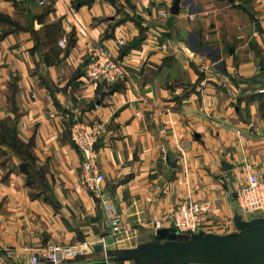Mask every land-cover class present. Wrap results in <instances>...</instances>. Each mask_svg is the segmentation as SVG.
Here are the masks:
<instances>
[{
    "label": "crops",
    "instance_id": "obj_1",
    "mask_svg": "<svg viewBox=\"0 0 264 264\" xmlns=\"http://www.w3.org/2000/svg\"><path fill=\"white\" fill-rule=\"evenodd\" d=\"M88 1L0 0V264L48 243L79 249L62 264H185L145 260L174 230L150 222L182 201L210 203L204 233L264 219L233 196L250 173L264 182V0ZM96 43L118 82L84 77ZM77 118L98 126L116 241L79 179Z\"/></svg>",
    "mask_w": 264,
    "mask_h": 264
},
{
    "label": "built area",
    "instance_id": "obj_2",
    "mask_svg": "<svg viewBox=\"0 0 264 264\" xmlns=\"http://www.w3.org/2000/svg\"><path fill=\"white\" fill-rule=\"evenodd\" d=\"M162 16L166 12H161ZM64 41V38H62ZM122 44V41H118ZM84 77L88 81L113 84L121 80L125 71L121 61L114 58L101 43H96L91 55L88 56L83 67ZM201 91L200 87H196ZM69 141L80 157L79 179L83 186L99 201L104 208L106 223L110 227L109 237L116 241L120 234L127 231L119 217L114 216L108 199L104 195L102 173L98 163V126L93 123L74 119L69 125ZM179 150L184 152V145L179 144ZM238 209L246 213L264 212V182L255 173L247 175L246 181L233 192ZM211 206L208 201H182L169 213L153 219L150 223L157 229L165 221H169L176 232L184 234L198 233L205 228L203 218ZM87 245V241L84 242ZM79 249L67 247L58 243H48L38 248L30 257V264H62L67 256H74ZM43 260V261H42Z\"/></svg>",
    "mask_w": 264,
    "mask_h": 264
},
{
    "label": "water",
    "instance_id": "obj_3",
    "mask_svg": "<svg viewBox=\"0 0 264 264\" xmlns=\"http://www.w3.org/2000/svg\"><path fill=\"white\" fill-rule=\"evenodd\" d=\"M244 226L229 234L198 232L182 239L177 238L174 231L159 228L156 230L158 238L166 240L149 243L145 260L185 264H264V219L253 220ZM111 241L109 238L108 242ZM169 246L173 247L168 250L170 255L163 250ZM122 257L124 255L118 251L113 258Z\"/></svg>",
    "mask_w": 264,
    "mask_h": 264
},
{
    "label": "rangeland",
    "instance_id": "obj_4",
    "mask_svg": "<svg viewBox=\"0 0 264 264\" xmlns=\"http://www.w3.org/2000/svg\"><path fill=\"white\" fill-rule=\"evenodd\" d=\"M174 229V228H173ZM174 232H176L175 230H173ZM176 235L178 236L177 238H179V237H181V236H184V237H188L189 235L188 234H184V233H179V232H176ZM159 243H162V241H160ZM168 248V249H167ZM173 247H166V248H164L163 250H164V252H165V254H169V252H168V250L169 249H172ZM167 251V252H166ZM163 252V253H164ZM170 252H171V250H170ZM170 255V254H169Z\"/></svg>",
    "mask_w": 264,
    "mask_h": 264
},
{
    "label": "trees",
    "instance_id": "obj_5",
    "mask_svg": "<svg viewBox=\"0 0 264 264\" xmlns=\"http://www.w3.org/2000/svg\"><path fill=\"white\" fill-rule=\"evenodd\" d=\"M89 1H90V0H89ZM89 1H88V2H89Z\"/></svg>",
    "mask_w": 264,
    "mask_h": 264
}]
</instances>
